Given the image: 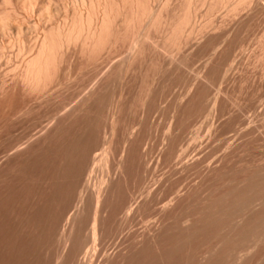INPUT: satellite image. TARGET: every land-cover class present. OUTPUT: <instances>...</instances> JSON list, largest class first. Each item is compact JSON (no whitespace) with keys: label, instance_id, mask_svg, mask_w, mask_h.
Returning <instances> with one entry per match:
<instances>
[{"label":"rangeland","instance_id":"rangeland-1","mask_svg":"<svg viewBox=\"0 0 264 264\" xmlns=\"http://www.w3.org/2000/svg\"><path fill=\"white\" fill-rule=\"evenodd\" d=\"M109 1L9 0L4 4L0 0V12L8 10L15 16V11H19L9 29L13 34L10 39L15 42L0 51V60L3 57L0 61V264H138L141 260L142 264H160L163 243L164 248L169 246L167 264H218L226 256L234 261L239 253L241 260L236 257L233 264H264L263 224L255 227L259 219L262 223L261 216L264 218V204L255 206L250 200V204L243 203L248 207H244L243 215L253 230L249 231L263 233L257 240L260 243L254 241L258 245L249 242L254 246L248 244L247 249L243 248L245 252L242 249L235 253L232 246L245 240L232 239L227 230L238 219L231 212L242 208L241 205L235 208L240 201L264 195V7L254 13L250 10L252 14L245 8L240 14L245 16L246 10V17L240 14L226 17V7L220 6L213 18L221 26L214 30L209 27L204 33H193L190 37L186 33L184 43L176 45L167 36V26L151 28L148 32L145 20L126 27L121 21L129 13L123 0H112L114 8L121 11L107 24L101 42L97 46L90 42L87 26L80 36L64 41L58 48L48 87L31 91L22 75L24 59L32 54L35 42L45 32L56 34L79 18L86 20L92 10L90 28H98L104 16L102 6L105 9ZM147 1L154 10L159 0ZM202 4H198L196 18L200 26L206 22V16L203 22L204 15H199L206 9ZM181 12V9L177 11ZM249 14L253 16L250 18ZM220 15L223 17L219 18ZM17 26H22L25 34L21 31L26 53L23 57L17 55V50H14L16 54L13 51L19 44L13 38ZM229 49L232 50L227 52ZM103 152L113 158H109L106 166L100 162ZM102 179L106 189L101 186L103 183L99 184ZM160 179L164 184H160L157 193L162 190L164 197L174 196L173 189L178 183L182 193L175 196L177 201L173 200L175 204L166 215L157 218L154 228L150 227L149 233L158 229L151 234L156 240L152 238L146 250L142 251L143 248L139 253L132 248V236L144 231L143 216L158 214L155 210L151 212L152 209L146 213L135 211L133 222H123L122 214L128 205L138 202L146 187L152 183L154 186ZM101 187L106 210L102 219L104 238L97 242L99 248L94 253L91 240L86 238L90 240L87 242L84 238L90 233L92 195ZM209 204L224 205L226 211L231 210L232 217L229 213L227 217L214 216L209 212ZM78 208L86 212L80 209L78 215L82 216L75 220L72 245L71 240L63 243L61 234L72 224L68 217ZM229 221L233 222L229 224ZM166 223L167 228L162 225ZM157 226L161 227L160 231ZM121 229L125 230L124 234L119 233ZM221 229L226 230L220 232ZM220 238L228 242L222 239L224 244ZM232 252L235 257L231 256H234ZM207 253H214L213 262H204L203 255L208 256ZM105 255L108 259L112 257L109 263ZM229 260H225L226 264H232Z\"/></svg>","mask_w":264,"mask_h":264},{"label":"bare ground","instance_id":"bare-ground-1","mask_svg":"<svg viewBox=\"0 0 264 264\" xmlns=\"http://www.w3.org/2000/svg\"><path fill=\"white\" fill-rule=\"evenodd\" d=\"M2 1V0H1ZM5 3L4 4H6V3H8L9 2V0H3ZM11 1V0H10ZM28 1V0H27ZM98 1H100V0H98ZM116 1V0H115ZM122 1V0H121ZM121 1H119L120 3H121ZM151 1V0H150ZM158 1V0H157ZM30 2V1H29ZM89 2V1H88ZM119 2H116V3H119ZM151 2H153V1H151ZM160 2V3H159ZM12 3V2H11ZM32 3V2H31ZM31 3H29L30 4V6H33ZM92 3V2H91ZM94 3V2H93ZM122 3L125 5L124 7H125V9H126V11H128V13L129 14H126V15H123L124 16V21H121V22H125V25H126V27H129V26H131V25H133V24H136V23H141L142 21H147V23L146 22H143V23H145L146 24V26H144V27H146L147 28V31L149 32V30L151 29V28H154V29H157V28H159L160 26H163L164 25V27L163 28H166V26H167V31H166V33H167V36L170 38V39H172L173 41H175V43H176V45L177 44H182V43H184V41H182L183 39H185L184 38V36H185V34L187 33V35L189 36L190 34H193V33H201V32H203L204 30H206L207 28H209V27H212L213 28V30H214V28H217V27H219V26H221V25H219V23H221V22H219L218 20H220V19H218V17L220 18L222 15H220V16H216L217 18L216 19H218L217 21L219 22V23H217L216 21H215V19L213 18V14H214V12L220 7V6H225L226 8H224L225 10H226V13H225V11L223 12V13H225V16L227 17V16H236V15H238V14H240L242 11H244V9L245 8H247L246 10L248 11H250V10H252V11H250V13L252 12V13H254V10H259L258 8L259 7H261L260 8V10L259 11H261V9L263 10V8L262 7H264V3H263V0H159L158 2H156V3H158L157 4V6H156V8L153 10V7L152 6H150L149 7V5H148V1L147 0H123L122 1ZM155 3V2H154ZM199 3H203L206 7V9H205V12H204V10H202V12H204V14L202 13H200L199 15L201 16V15H204V16H202V19H204V17L206 16V22L203 24V25H201L200 26V23L198 22L199 20H197V22H196V18H198L197 16H198V4ZM102 4V3H101ZM202 4V5H203ZM25 5H27V4H25ZM94 5V4H93ZM151 5V4H150ZM100 6V5H99ZM121 6V5H120ZM8 7H9V4H8ZM7 7V9H9ZM95 7V6H94ZM97 7V6H96ZM115 6L113 5V3H112V0L111 1H109L108 3H107V7L104 9L103 8V6H102V9H103V13H104V16L102 17V19H101V22H100V26L97 28H90V24H91V21H92V17H93V10L90 12V10H89V15L87 16V19L86 20H83L82 18H79L78 20H75L70 26H68V28L64 31V29H61V30H63V31H59V32H57L56 34L55 33H53V32H45V34H44V36L42 37V39H40V41H38L37 43L35 42V45L33 46V48H34V50L32 51V54H30L29 55V57L27 56V58H25L24 59V69H23V80H24V82H26V84L28 85V87L31 89V91L33 90H41V89H44L48 84H49V82H50V80L52 79V75H53V69H54V63H55V57H56V54H57V52H58V48L60 47V46H63V45H61L64 41H69V40H72V39H74V38H76V37H78V36H80L81 34H83L84 33V29H85V27L87 26L88 27V29H87V36H89V37H91V39H92V41H90L94 46H97V44H99L100 42H101V40H100V38H101V36H102V34H103V31L108 27L107 26V24L108 23H110L111 24V21H112V19L114 18V16L115 15H117V14H119V12L121 11V10H119L118 8L116 9V8H114ZM122 7V6H121ZM120 7V8H121ZM152 7V8H151ZM202 7V6H201ZM11 10H13L12 8H10ZM51 9V8H50ZM54 9V8H53ZM101 9V10H102ZM179 9H181L182 10V12H181V14L180 13H177V11H179ZM203 9V8H202ZM31 10V9H30ZM43 10V9H42ZM47 10V9H46ZM245 10V16H243L244 14H240V15H242V17H246L247 16V14H246V11ZM14 11H15V9H14ZM41 11V10H40ZM45 11V10H44ZM51 11V10H50ZM49 11V12H50ZM126 11H125V13H126ZM3 12V13H2ZM2 12H0V51H4V49H5V46L7 45V44H11V46H12V44H13V42H15V41H13V40H15V39H10V38H12V32L10 33V31H9V29H11V26L10 25H12V21L14 20V18H17L16 16H18V12L17 11H15V16H13V13L12 12H10V11H8V10H4V11H2ZM17 12V13H16ZM48 12V13H49ZM220 13H222L221 11H219ZM43 13V12H42ZM92 13V14H91ZM243 13V12H242ZM248 13V12H247ZM251 13V14H252ZM256 13V12H255ZM257 13H258V11H257ZM47 14V13H46ZM251 14H249V17L250 16H253V15H251ZM20 15H21V13H20ZM49 15V14H48ZM52 15V14H51ZM50 15V16H51ZM103 15V14H102ZM50 16H48V17H50ZM119 16V15H118ZM123 16H122V18H123ZM215 16V15H214ZM255 16V15H254ZM20 17V16H19ZM22 17V16H21ZM223 17V16H222ZM225 17V18H226ZM84 18H85V16H84ZM94 18V17H93ZM201 18V17H200ZM231 18V17H230ZM238 18V17H237ZM251 18V17H250ZM13 19V20H12ZM41 19V18H40ZM51 19V18H50ZM121 19V18H120ZM229 19V18H228ZM240 19H243L242 21H244L245 20V18H241L240 17ZM240 19H239V21H240ZM247 19V18H246ZM12 20V21H11ZM16 20V19H15ZM47 20V16H46V19H45V21ZM94 20H96V18L94 19ZM225 20V19H224ZM224 20H222V21H224ZM203 22L205 21V19L204 20H202ZM237 22H239L238 21V19L236 20ZM98 22V21H97ZM35 23V22H34ZM196 23H199V25H197ZM231 22H229L227 25H229ZM241 23V22H240ZM36 24V25H35ZM34 25L35 26H37V23H35ZM144 24V25H145ZM226 24V23H225ZM235 24H236V22H235ZM242 24V23H241ZM94 25V24H93ZM137 25V24H136ZM16 25H14V27H15ZM113 26H114V23H113ZM231 26V25H230ZM236 27L237 26H239V24H237V25H235ZM22 27V26H21ZM21 27L20 26H17V33L15 34V32H14V37L13 38H16V41H18L19 42V44H17V49H16V44H14V46H15V49L13 48V51L14 50H17V55H24V54H26V53H24V46H23V44H25V43H23V41L24 40H22L24 37H22L21 36V31H22V35H23V30L21 29ZM234 27V26H233ZM37 28V27H36ZM116 28V27H115ZM211 28V29H212ZM55 29V28H54ZM113 29V28H112ZM210 29V30H211ZM223 29V28H222ZM234 29H235V27H234ZM233 29V30H234ZM51 30V29H50ZM86 30V29H85ZM127 30V29H126ZM159 30V29H158ZM161 30V29H160ZM159 30V31H160ZM209 30V31H210ZM224 30H225V27H224ZM224 30H222V33H224V34H226L225 32L226 31H224ZM12 31V30H11ZM16 31V30H15ZM46 31V30H45ZM146 31V32H147ZM153 31V30H152ZM145 32V31H144ZM155 33L157 32V31H154ZM206 32V31H205ZM213 31L211 30V33H212ZM230 32H231V30H230ZM234 32V31H233ZM163 33H164V30H163ZM204 33V32H203ZM208 33V32H207ZM210 33V34H211ZM85 34V35H86ZM147 34V33H146ZM165 34V33H164ZM228 34H232V33H229L228 32ZM25 35V34H24ZM23 35V36H24ZM204 35V34H203ZM205 35H208V36H210L209 34H205ZM227 35V34H226ZM144 36V35H143ZM147 36V35H146ZM195 36V35H194ZM199 36V35H198ZM200 36H202V35H200ZM208 36H205L206 38L208 37ZM225 36V35H224ZM224 36H222V37H224ZM145 37V36H144ZM143 37V38H144ZM167 37V38H168ZM190 37V36H189ZM192 37V36H191ZM228 37V36H227ZM226 36H225V38H227ZM231 37V35L229 36V38ZM142 38V39H143ZM200 38V37H199ZM228 38V39H229ZM194 39V38H193ZM201 40H202V38H200ZM208 39V38H207ZM168 40V39H167ZM192 40V39H191ZM200 40V41H201ZM223 40L224 41H226V39H224L223 38ZM190 40H188V42H189ZM196 41H197V39H196ZM221 41V40H220ZM261 41V40H260ZM25 42V41H24ZM227 42V41H226ZM225 42V43H226ZM170 43H172L171 42V40H170ZM193 43H194V41H193ZM221 43V42H220ZM223 43V42H222ZM221 43V44H222ZM90 44V43H89ZM91 44V45H92ZM169 44V43H168ZM174 44V43H173ZM196 44V43H195ZM26 46V45H25ZM179 46V45H178ZM222 46H224L223 44H222ZM222 46H220V47H222ZM217 47V46H216ZM219 47V46H218ZM12 48V47H11ZM26 48V47H25ZM176 48H178V47H176ZM223 48V47H222ZM214 49H217V48H214ZM214 49H213V51H214ZM219 49V48H218ZM221 49V48H220ZM7 50V49H6ZM5 50V51H6ZM230 50H232V49H229V50H227V52L228 51H230ZM212 51V52H213ZM212 52H211V55H212ZM215 52V51H214ZM223 52V51H222ZM14 53H15V51H14ZM215 53H218V50L215 52ZM230 53V52H229ZM5 54V53H4ZM16 54V53H15ZM14 54V55H15ZM214 54V53H213ZM13 55V56H14ZM5 57L7 56V55H4ZM227 58L229 59L230 57V54L228 55L227 54ZM9 56H7L6 58H8ZM17 57V56H16ZM19 57V56H18ZM23 57V56H22ZM21 57V58H22ZM11 58V57H10ZM225 59V60H228V59ZM2 59H3V57H2ZM1 59V60H2ZM173 59V58H172ZM240 58H238V60H239ZM0 60V61H1ZM174 60V59H173ZM237 60V59H236ZM235 60V61H236ZM3 61H5V63H6V60L4 59ZM19 62L21 61V60H18ZM211 61V60H210ZM232 61H233V59H232ZM231 61V63H233ZM181 62V61H180ZM227 62V61H226ZM230 62V61H229ZM237 62V61H236ZM236 62H234V63H236ZM8 63V62H7ZM21 63V62H20ZM207 63V62H206ZM228 63V62H227ZM233 63V64H234ZM239 63V62H238ZM16 64H18V63H16ZM220 64H221V62H220ZM228 64H230V63H228ZM2 65V64H1ZM223 65V64H222ZM221 65V66H222ZM235 66H236V64H234ZM207 66V65H206ZM230 66V65H229ZM23 67V66H22ZM233 67V65L231 64V68ZM234 68V67H233ZM230 69V68H229ZM231 70V69H230ZM21 75V74H20ZM23 83V82H22ZM24 85V84H23ZM48 87V86H47ZM10 107H11V103H10ZM11 108H13V104H12V107ZM10 109V108H9ZM8 109V111H11V112H13L12 110H9ZM14 109V108H13ZM17 109V108H16ZM20 110V109H19ZM18 109L16 110V111H19ZM9 113V112H8ZM14 113V112H13ZM16 113V112H15ZM9 114H11V113H9ZM7 115V114H6ZM110 152V150L108 149L107 150V152ZM107 152H103L104 154L101 156V160H100V162L104 165V166H106V165H108L109 164V158L111 157H109V155H108V153ZM184 156V155H183ZM180 157V156H179ZM111 159H113L112 157H111ZM181 158H180V162H181ZM119 161H121V158H120V160ZM187 161V160H186ZM80 162H82V161H80ZM80 162H78V163H80ZM188 162V161H187ZM77 163V164H78ZM85 163V162H84ZM179 163V162H178ZM183 163V162H182ZM189 163V162H188ZM188 163H185L186 164V166H187V164ZM80 164H82V163H80ZM79 164V165H80ZM111 164V163H110ZM120 164V163H119ZM84 165H86V164H84ZM122 165V164H121ZM180 165V164H179ZM119 166V165H118ZM185 166V165H184ZM188 166H190V164L188 165ZM187 166V167H188ZM83 167V166H82ZM108 167V166H107ZM106 167V168H107ZM176 167H178V165L176 166L175 165V168ZM186 167V168H187ZM85 168V167H84ZM109 168V167H108ZM181 169H183L182 168V165H181V167H180ZM185 168V169H186ZM79 169H81V168H79ZM178 169H179V167H178ZM86 170V169H85ZM180 170V169H179ZM184 170V169H183ZM82 171V170H81ZM260 173H263V172H260ZM82 174H84V173H82ZM81 174V175H82ZM78 175V174H77ZM260 175V174H259ZM164 176V175H163ZM262 176V175H261ZM76 177V176H75ZM82 177H84V176H82ZM165 177V176H164ZM80 178V177H79ZM109 178V177H108ZM111 178V177H110ZM163 178V177H162ZM166 178V177H165ZM81 179V178H80ZM112 179V178H111ZM75 180V179H74ZM156 180V179H155ZM76 181V180H75ZM105 180H103L102 179V181L99 183L100 185H101V183H103ZM157 181V180H156ZM155 181V182H156ZM160 181L161 182H157V183H154L155 185L153 186V183H152V186H148V187H146L147 189H146V191H144V192H141L140 194H141V196H139V199L136 201L137 203H134V204H136L135 206H134V204H132V205H128L127 206V208H126V211H125V213L123 212V214H122V217H123V222H130L131 220H132V216H133V213L135 212V211H140V210H142V213H146V212H148V210H150V209H152V211L151 212H153V210H155V212H157V216H155L156 214H154V215H148V216H143V218H142V221H143V223H144V231H142V233H138L139 235H134V236H132V240H133V242L132 241H130L133 245H132V248H135L136 250H141V249H143L142 251H144V250H146L145 249V246H147L146 244H150L149 242L151 241V239L153 238V239H155L156 240V236H155V238H154V236L153 235H151V234H153V232H155L156 230H158V229H156L155 231H151V233H149V230L151 229L150 227H152V225H156V224H153L156 220H157V218L159 219H162L161 217L163 216V215H166L165 213H166V211H168V209L169 208H171L172 206V204H175L174 203V201L176 202L177 201V199H175L174 200V198H176L175 196L179 193V192H181L180 191V184L178 183L177 185L178 186H175L176 188H175V190L173 189V191H174V196H166V197H164V195L162 194V193H160L162 190H160V192L159 193H157L156 191H157V189H159V187L161 186L160 184H164V183H162L163 182V179L161 180L160 179ZM74 182V181H73ZM77 182V181H76ZM78 182H80V180L78 181ZM107 182V181H106ZM180 182V181H179ZM81 183V182H80ZM109 183V182H108ZM177 183V182H176ZM74 183H72V185H73ZM79 184V183H78ZM111 184V183H110ZM149 184V183H148ZM76 185V184H75ZM106 184H104L103 183V185H101L104 189H106L105 187H107V186H105ZM110 186V185H109ZM146 186V185H145ZM167 186V185H166ZM182 186V185H181ZM76 187H77V185H76ZM97 187V186H96ZM99 188V190H97L96 192H94V191H92V193H93V199H94V205H93V211L91 210V212H90V214H92V216H91V226L88 228V229H90V231H88V232H90L89 233V236L87 237H85L84 239H86V238H89L90 240H91V243L93 244L92 245V248H93V252L95 253V251L97 250V247H98V244H97V242L99 241V240H101L102 241V239L104 238V234H103V229H104V225H103V228H102V219H103V217H104V212L106 211H104V207H103V199L105 198H103V196H104V192H103V188ZM174 187V186H173ZM183 187V186H182ZM71 188H73V187H71ZM163 189H165L164 187H162ZM161 188V189H162ZM97 189H98V187H97ZM143 189V187L141 188V191H143L142 190ZM77 190V189H76ZM106 191V190H105ZM79 193V192H78ZM164 193V192H163ZM165 193H167V192H165ZM182 193V192H181ZM179 195V194H178ZM84 196H85V194H84ZM84 196L82 197V198H84ZM91 196V197H92ZM106 196V195H105ZM251 196V195H250ZM261 196V195H260ZM263 196V198L262 197H259V195H258V197L256 196V198L254 197V196H251V197H247V199H248V201L250 200L251 201V203H253V204H255V206H256V204H257V206H259L260 204H264V195H262ZM81 197H79V198H81ZM254 197V198H253ZM78 198V199H79ZM81 198V199H82ZM246 199V200H247ZM80 200V199H79ZM84 200V199H83ZM135 200V199H134ZM174 200V201H173ZM246 200H245V202L243 201H240L239 202V206L237 205L238 203H235L236 205V209H238L237 207H240V205L242 206V208L238 211V210H235L234 209V211H233V213L231 212V210L228 212V211H226V210H228V209H226L225 210V207H224V205H219V206H216V207H212V204H209L208 205V207H210V210H209V208L208 207H206V208H208V210H209V212L211 211V213L214 215V216H221L222 217V215L223 214H225L226 215V213H229V216L230 217H232V215L234 214L236 217H238V219L236 220V223L234 222V223H232V222H230L229 221V224H231V227H230V225H229V228H228V226H227V230H229L228 232H229V234L228 235H231V236H233V238L232 239H235V237L237 238V237H239L242 241H244V242H242L241 243V241H239L240 243H234L235 245H231L232 246V251L233 252H241V250L245 247V246H248V244H249V242H251L252 243V241L254 242V241H257V240H259L260 239V237H261V235L263 234V233H259V232H257V233H259V234H255V232L253 233H251L250 231H253L252 230V227H251V230L249 229V227L251 226V225H249V222L250 221H248L245 217H247L246 215H243V211L245 210L244 209V207L245 208H248V207H246V204H250V201L249 202H246ZM81 201V200H80ZM89 201H90V199H89ZM88 201V202H89ZM84 202V201H83ZM243 203H246V204H243ZM106 204V203H105ZM104 204V205H105ZM253 204H252V206H253ZM259 204V205H258ZM123 205V204H122ZM107 206V205H106ZM248 206V205H247ZM255 206H253V207H255ZM81 207V206H80ZM85 208H86V206H84ZM123 207H124V205H123ZM106 208V207H105ZM121 208V207H120ZM205 208V207H204ZM81 209V208H80ZM80 209L78 208V210L75 212V213H72L69 217H68V219H71L72 220V222H70V220H69V223H72L71 225H69L68 223V226H70V227H67V228H69L68 229V231H66L67 229H66V227L64 228V231L62 232V238L64 239V241H63V239L62 238H60L62 241H63V243L65 242V243H70V242H68V241H70L71 240V244L70 245H72V235H73V229H74V224H75V220H76V218H78L79 216H82V215H78V214H81L80 212H82V211H80ZM107 209V208H106ZM243 209V210H242ZM88 210V209H87ZM170 210V209H169ZM80 211V212H79ZM85 211V210H84ZM204 212H205V210H203ZM86 212V211H85ZM141 212V211H140ZM208 212V211H207ZM230 212H231V214H230ZM210 213V214H211ZM262 213H264V212H262ZM83 214H86V213H83ZM124 214H125V217H124ZM136 214V213H135ZM138 214V213H137ZM149 214V213H148ZM151 214H153V213H151ZM168 214V213H167ZM211 214V215H212ZM245 214V213H244ZM143 215V214H142ZM145 215V214H144ZM147 215V214H146ZM205 215V214H204ZM254 215V214H253ZM256 215H258L257 217L259 218V216L261 215H259V213L258 214H256ZM85 216V215H84ZM110 216V215H109ZM208 216V215H207ZM245 216V217H244ZM71 217V218H70ZM105 217H106V214H105ZM135 217V216H134ZM139 217H141V216H139ZM139 217H138V219H139ZM223 217H227V215L226 216H223ZM230 217H228V218H230ZM257 217H255V218H257ZM88 218H90V216L88 217ZM121 218V217H120ZM137 218V217H136ZM214 217H211V219H213ZM254 218V219H255ZM261 218H262V223H261V221H260V219H259V221H258V223H257V225L255 226V227H261V226H259L260 224H263L262 226L263 227H261V228H263L262 230H264V218H263V216H261ZM104 219H106V218H104ZM110 219V218H109ZM112 219V218H111ZM141 219V218H140ZM165 219V221H166V218H164ZM205 219H207V218H205ZM208 219H210V218H208ZM208 219H207V221H208ZM216 219V218H215ZM253 219V218H252ZM253 219V220H254ZM80 220V219H79ZM88 220H90V219H88ZM113 220V219H112ZM119 220V219H118ZM134 220H135V218H134ZM224 220V219H223ZM120 221H121V219H120ZM138 221V220H137ZM219 221V220H218ZM222 221V220H221ZM252 221V220H251ZM67 222H68V220H67ZM80 222H81V220H80ZM83 222H84V219H83ZM85 222H86V220H85ZM110 222V221H109ZM114 222V221H113ZM122 222V223H123ZM132 222H133V220H132ZM139 222V221H138ZM158 223L160 222V221H157ZM167 222V221H166ZM211 222V221H210ZM220 222V221H219ZM254 222V221H253ZM87 223H88V221H87ZM90 223V222H89ZM121 223V224H122ZM134 223H135V221H134ZM156 223V222H155ZM163 223V222H162ZM188 223V222H187ZM221 223V222H220ZM260 223V224H259ZM81 224V223H80ZM104 224V223H103ZM110 224V223H109ZM112 224H114V223H112ZM121 224H119V225H121ZM136 224V223H135ZM160 224V223H159ZM227 224H228V222H227ZM254 224V223H253ZM259 224V225H258ZM79 225V224H78ZM106 225V224H105ZM123 225H126V223L124 224L123 223ZM130 225H132V226H134L132 223L130 224ZM161 225V224H160ZM163 226H165V225H168L167 223L166 224H162ZM190 225L192 226V224L190 223ZM83 226V225H82ZM88 226V225H87ZM142 226V225H141ZM162 226V227H163ZM221 226H222V223H221ZM123 227H125V226H123ZM131 227V226H130ZM156 227V226H155ZM159 227V231H160V226H157V228ZM166 227V226H165ZM167 227H169V226H167ZM166 227V228H167ZM186 227H187V225H186ZM190 226L188 225V228H189ZM218 227V226H217ZM255 227H253V229H256ZM84 228V227H83ZM128 228H129V226H128ZM139 228V227H138ZM154 228V226L152 227V229ZM221 228V227H220ZM224 228V225H223V227H222V229ZM79 229H81V228H79ZM78 229V230H79ZM130 229V228H129ZM133 229V228H132ZM140 229H142V228H140ZM165 229V228H164ZM221 229V230H222ZM83 230V229H82ZM134 230V229H133ZM188 230V229H187ZM191 230V229H190ZM219 230V229H218ZM225 230L226 229H224V230H222V231H220V232H225ZM250 230V231H249ZM256 230H258V228L256 229ZM261 230V229H260ZM123 231H125L124 229H123ZM122 231V229H121V232H119V233H123L124 234V232ZM159 231H158V233H159ZM162 231H164V230H161V232ZM259 231V230H258ZM79 232H81V230L79 231ZM107 232H109V230L107 231ZM190 232V231H189ZM250 232V233H249ZM128 233H129V231H128ZM133 233H135V232H133ZM157 233V232H156ZM188 233V232H187ZM120 234V235H121ZM125 234H126V232H125ZM130 234H132V231H131V233ZM135 234H137V233H135ZM166 234V232L164 233V235ZM169 234V233H168ZM218 234H221V233H217V235ZM227 234V233H226ZM105 235H107V234H105ZM188 235V234H187ZM216 235V236H217ZM225 235V234H224ZM228 235L226 236H223V237H227L228 238ZM111 236V235H110ZM109 236V237H110ZM124 236V235H123ZM127 236V235H126ZM186 236V235H185ZM79 237V236H78ZM122 237V236H121ZM129 237V236H128ZM158 237V236H157ZM162 237V236H161ZM163 237H165V236H163ZM166 237H169V235L168 236H166ZM187 237H189V236H187ZM262 237L264 238V236L262 235ZM261 237V238H262ZM80 238H82V237H80ZM106 238V237H105ZM118 238L120 239V236H118ZM185 238V237H184ZM87 240V242L88 241H90V240ZM122 239V238H121ZM164 239V238H163ZM162 239V240H163ZM186 239V238H185ZM221 240L223 239V238H220ZM219 239V240H220ZM238 239V238H237ZM74 240V239H73ZM77 240V239H76ZM80 240H83V239H80ZM159 240V239H158ZM158 240H157V242H158ZM160 241V245H161V242H163V241ZM166 240V239H165ZM219 240H218V242H219ZM223 240H225V242L227 241L228 242V240H226V239H223ZM222 240V242H224ZM101 241H100V244H102L101 243ZM105 242H106V239L104 240ZM103 241V242H104ZM108 241V240H107ZM167 241V240H166ZM231 241V240H230ZM229 241V242H230ZM83 242V241H82ZM225 242H224V244H225ZM236 242H237V240H236ZM257 242H259V241H257ZM260 242H261V240H260ZM259 242V243H260ZM263 242H264V240H263ZM76 243V242H75ZM75 243H73V245L75 244ZM130 243V244H131ZM154 243V242H153ZM153 243H151V245L153 244ZM159 243V242H158ZM221 242H219V244H220ZM231 243H232V241H231ZM256 242H254V244H255ZM259 243H256L257 245L259 244ZM79 244H81L80 242H79ZM155 244V243H154ZM153 244V245H154ZM167 244V243H166ZM216 244V243H215ZM218 244V243H217ZM218 244V245H219ZM221 244H223V243H221ZM220 244V245H221ZM217 245V246H218ZM220 245L218 246V247H215L216 249L217 248H219L220 249ZM229 245V244H228ZM250 245L251 244H249V246L248 247H250ZM257 245H255V247L257 246ZM64 246V245H63ZM65 246H67V245H65ZM69 246V245H68ZM131 246V245H130ZM159 246V245H158ZM230 246V245H229ZM251 246H254V245H251ZM76 247H78V246H76ZM75 247V248H76ZM81 247L82 246H79L78 248L79 249H81ZM102 247V246H101ZM161 248H160V264H167L166 263V259L167 260H169L168 258V256L169 255H167V250H166V248H168V247H166V248H164V243H163V245L162 246H160ZM223 246H221V248H222ZM99 248V247H98ZM104 248V247H103ZM214 248V249H215ZM246 249H247V247H245ZM252 248V247H251ZM135 249H133V250H135ZM150 249V248H149ZM214 249L212 250V251H214ZM245 249V250H246ZM249 249V248H248ZM78 249H76L75 251H77ZM99 250V249H98ZM129 250H130V247H129ZM151 250V249H150ZM159 250V249H158ZM218 250V249H217ZM216 250V252H217V254H221V253H219L218 251ZM224 250H226L225 248H224ZM228 250H229V248H228ZM245 250L243 249V251L245 252ZM80 251V250H79ZM212 251H210L211 253H212ZM221 251V250H220ZM227 251V250H226ZM250 251H251V249H250ZM129 252V251H128ZM131 252V251H130ZM168 252H169V249H168ZM215 252V253H216ZM228 253H230L229 251H227ZM231 253V254H234V256L233 255H231L232 257H235L236 256V254L235 253ZM139 253H140V251H139ZM143 252H141V254H142ZM209 254V253H207L208 254V256H204L203 255V257H204V262H206L207 261V263H209L210 261H212V257H214L213 255H214V253L213 254ZM223 253V252H222ZM69 254V253H68ZM73 254H76L75 252L73 253ZM78 254V253H77ZM104 254H106V253H104ZM132 254H134L135 255V253L132 251ZM131 254V255H132ZM145 253H143V255H144ZM169 254V253H168ZM217 254H215V255H217ZM224 255L226 254V253H223ZM238 254V253H237ZM244 254V253H243ZM246 254V253H245ZM70 255V254H69ZM154 255V254H153ZM228 256H229V254H227ZM239 256V258L241 257V255H240V253L238 254ZM64 256V255H63ZM71 256V255H70ZM92 256V255H91ZM106 256H108V255H105V257ZM136 256H138L139 257V255L137 254ZM136 256H134V257H136ZM142 256V255H141ZM222 256V255H221ZM67 257H68V255H67ZM73 257H76V256H73ZM94 257V256H93ZM133 257V260H135V258ZM144 257V256H143ZM142 257V258H143ZM146 257H148V256H146ZM227 257V256H226ZM226 257H223L225 260H229L228 258L226 259ZM237 257V256H236ZM236 257L234 258L235 260L234 261H236ZM237 257V260L239 259ZM63 258V257H62ZM107 258V257H106ZM137 258V257H136ZM156 258V257H155ZM215 258V257H214ZM219 258V257H218ZM217 258V259H218ZM76 259V258H75ZM75 259H74V261H75ZM110 259V258H109ZM109 259L107 258V261H108V263H109ZM111 259H112V257H111ZM110 259V260H111ZM144 259H146V258H144ZM148 260H150V258H147ZM200 259V258H199ZM211 259V260H210ZM230 259H231V257H230ZM77 260V259H76ZM138 260V259H137ZM136 260V261H137ZM155 260V259H154ZM203 260L201 261V262H203ZM216 260V259H215ZM214 260V261H215ZM225 260H222L223 262H219L218 264H226V262H225ZM240 260H241V258H240ZM74 261H73V263H74ZM107 261H105V263L107 262ZM144 261V260H143ZM200 261V260H199ZM209 261V262H208ZM230 261V260H229ZM234 261H230V263H234ZM140 262H142V260L141 261H139L138 262V264H142V263H140ZM154 262V261H153ZM158 262V261H157ZM200 262V263H201ZM213 262V261H212ZM211 262V263H212ZM217 262V261H216ZM225 262V263H224ZM78 262H76V264H77ZM144 263H147V261L146 262H144ZM215 263V262H214ZM227 263H229L228 261H227ZM203 264V263H202ZM210 264V263H209ZM213 264V263H212Z\"/></svg>","mask_w":264,"mask_h":264}]
</instances>
